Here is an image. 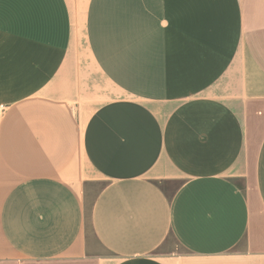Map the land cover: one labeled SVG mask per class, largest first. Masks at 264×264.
Masks as SVG:
<instances>
[{"label":"crops","instance_id":"crops-1","mask_svg":"<svg viewBox=\"0 0 264 264\" xmlns=\"http://www.w3.org/2000/svg\"><path fill=\"white\" fill-rule=\"evenodd\" d=\"M0 264H264V0H0Z\"/></svg>","mask_w":264,"mask_h":264},{"label":"built area","instance_id":"built-area-1","mask_svg":"<svg viewBox=\"0 0 264 264\" xmlns=\"http://www.w3.org/2000/svg\"><path fill=\"white\" fill-rule=\"evenodd\" d=\"M3 109H4V107L2 105H0V116H1V114L3 112Z\"/></svg>","mask_w":264,"mask_h":264}]
</instances>
